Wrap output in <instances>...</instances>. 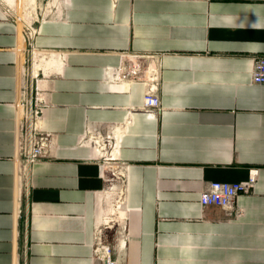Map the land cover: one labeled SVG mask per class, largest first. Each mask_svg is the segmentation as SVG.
Returning a JSON list of instances; mask_svg holds the SVG:
<instances>
[{
	"label": "crops",
	"instance_id": "0c3cea01",
	"mask_svg": "<svg viewBox=\"0 0 264 264\" xmlns=\"http://www.w3.org/2000/svg\"><path fill=\"white\" fill-rule=\"evenodd\" d=\"M52 1L30 39L0 6V264H102L99 228L120 264H264V86L250 81L264 0ZM136 56L159 59L155 118L140 111L143 83L122 74ZM29 99L51 141L25 176ZM113 131L122 220L104 227L99 205L120 200V183L87 139ZM255 170L240 215L199 204L209 182Z\"/></svg>",
	"mask_w": 264,
	"mask_h": 264
},
{
	"label": "built area",
	"instance_id": "2783aa9c",
	"mask_svg": "<svg viewBox=\"0 0 264 264\" xmlns=\"http://www.w3.org/2000/svg\"><path fill=\"white\" fill-rule=\"evenodd\" d=\"M32 36V31L28 33ZM130 65L122 71L123 77L131 76L134 81H141L144 85L143 102L140 111L148 118H155L162 110L159 98L160 64L158 57L147 58L133 57ZM250 81L255 85L264 86V55L255 56L252 59ZM24 109L23 121L20 123L19 136L16 145V155L19 159V169L27 176L31 167L38 160L47 157L51 136L38 128V121L43 113V103L32 104L31 99L21 103ZM95 155L99 158L109 172V183H120L119 198L123 197V172L122 166L115 165V170L110 171L113 165L116 150L119 145V136L115 132L105 134H92L88 137ZM107 165V167H106ZM257 171H253L249 177L240 182H209L199 194V204L202 207H216L227 211L230 215H240L241 209L236 204L239 195L249 194L256 182ZM108 178V180H109ZM118 197V196H117ZM123 202V201H122ZM107 225H104L106 227ZM102 228L96 233L93 253L102 264H120L113 257L112 247L104 244L101 238Z\"/></svg>",
	"mask_w": 264,
	"mask_h": 264
},
{
	"label": "rangeland",
	"instance_id": "374dc122",
	"mask_svg": "<svg viewBox=\"0 0 264 264\" xmlns=\"http://www.w3.org/2000/svg\"><path fill=\"white\" fill-rule=\"evenodd\" d=\"M0 6L18 21L20 31L23 29L27 39H30L28 33L35 29L37 23L56 9V3L52 0H0ZM121 210V201L116 196H109L103 201V208L101 203L99 205L100 225L118 224L122 220Z\"/></svg>",
	"mask_w": 264,
	"mask_h": 264
}]
</instances>
